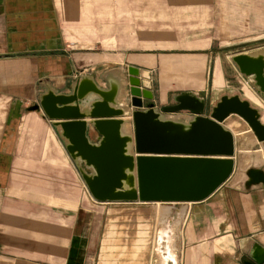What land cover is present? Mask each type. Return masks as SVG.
<instances>
[{
	"label": "crops",
	"instance_id": "crops-1",
	"mask_svg": "<svg viewBox=\"0 0 264 264\" xmlns=\"http://www.w3.org/2000/svg\"><path fill=\"white\" fill-rule=\"evenodd\" d=\"M204 2L193 7L202 10L192 13L197 17L214 8L215 17H221V23L215 18L216 31L227 33L220 34L222 39H229L237 26L240 31L250 29L248 19L238 25L230 17L244 19L255 10L261 16L264 9L250 0H243L250 7L242 8L230 7L229 0ZM129 3L0 0V264H85V249L90 248L85 221L94 225L93 203L98 202L88 192L52 123L42 112L29 111L44 92L41 83L49 82L65 94L68 83L89 75L105 88L102 76L106 72L137 68L159 110L172 106L182 93L203 100L206 116L208 108L223 96H239L260 105L234 65L210 52L213 41L220 38L212 33L186 40L201 23L188 22L191 27L167 33L155 30L156 39L172 53L122 50L118 42L125 40L127 29L121 26L132 23V13L125 12L122 18L117 11L129 8ZM179 9L171 7L172 23ZM105 25L108 33L101 32ZM260 28L264 29L262 22L251 30ZM175 115L192 116L188 112ZM257 159L263 161L259 165L264 163L262 155ZM237 169L236 142L234 173L212 196L199 203L166 204L159 210L160 228L169 219H178L173 251L177 233L185 264H264V175L254 172L253 181L237 179Z\"/></svg>",
	"mask_w": 264,
	"mask_h": 264
},
{
	"label": "water",
	"instance_id": "water-1",
	"mask_svg": "<svg viewBox=\"0 0 264 264\" xmlns=\"http://www.w3.org/2000/svg\"><path fill=\"white\" fill-rule=\"evenodd\" d=\"M230 62L264 101V48L232 55ZM102 80L105 88L79 76L65 94L43 82L29 108L52 123L98 203L205 201L235 170V136L224 126L230 116L242 118L264 142L259 112L239 96H223L206 116L204 101L192 93L159 110L137 68L111 70Z\"/></svg>",
	"mask_w": 264,
	"mask_h": 264
},
{
	"label": "rangeland",
	"instance_id": "rangeland-1",
	"mask_svg": "<svg viewBox=\"0 0 264 264\" xmlns=\"http://www.w3.org/2000/svg\"><path fill=\"white\" fill-rule=\"evenodd\" d=\"M103 1V0H102ZM174 1V2H173ZM130 0L129 8L125 10L118 9L117 16L122 17L124 13H132V23L128 26H121L122 29H127L124 41H119L118 44L128 52L135 53H172L169 47L161 45L157 40V31L167 33L169 30L176 28H189L190 23H201L200 26H192L195 35H189L188 40H195L196 38L218 37L212 43L210 52L213 55H220L225 62H230V57L236 53H244L257 49L264 48V29L251 30L252 26L256 27L260 22L264 24V9L261 16L255 10L254 13L249 14L244 19L230 17L238 25H242L248 19L250 29H241L239 26L234 33H229L227 38L222 39L220 34H224L221 29L216 31L215 18L221 23V17H215L216 10L213 8L198 15H193L194 6L205 5L208 0ZM168 2V3H167ZM252 5H264V0H250ZM164 3V4H163ZM214 5L216 2H213ZM229 6H243L249 4L243 0H229ZM175 5L180 7V15L175 23H172L174 17L169 16L172 13L171 7ZM164 7V8H163ZM170 8V9H168ZM141 13V10H147ZM192 9V10H190ZM178 12V10H177ZM209 13V15H208ZM211 14L213 15L211 17ZM208 16V17H202ZM190 18H193L190 19ZM141 20L148 21L146 24H138ZM177 21V22H176ZM207 24V27L205 26ZM214 26V33L212 28ZM98 27V26H97ZM106 29V30H105ZM258 29V28H257ZM93 30V29H92ZM209 30V31H208ZM101 32L108 33V25L101 28ZM141 32L146 33L145 37ZM211 33V34H210ZM227 34V33H225ZM123 37V36H122ZM146 40V43L144 42ZM124 38V37H123ZM234 38V39H231ZM142 39V40H141ZM123 40V39H122ZM210 42V41H206ZM113 42H111L112 46ZM148 44L149 46H147ZM239 74V73H238ZM240 76V74H239ZM240 80L245 83V80L240 76ZM247 84V83H246ZM70 83L67 84L69 89ZM248 86V84H247ZM249 87V86H248ZM250 88V87H249ZM251 89V88H250ZM252 90V89H251ZM255 96L259 99L260 105L250 102L253 109L260 114V121L264 125V101L252 90ZM243 100H245L242 97ZM211 107L208 108V114L211 112ZM185 115V114H182ZM224 126L232 131L236 137L237 142V161L238 169L237 179H250L253 181V173L264 175V163L259 165L262 160H256L258 155L264 157V142H258L257 138L251 131L248 124L239 116L229 117ZM256 162V163H255ZM257 164V165H256ZM95 211L94 225L88 219L85 225H88L87 235L89 236L86 246L89 244L90 248L85 249L84 258L85 264H157L158 255L156 252V237L159 231L158 212L166 206V204L157 203H93ZM178 207V206H176ZM175 254L177 264H185V259L182 257V250L179 249L177 233L174 238Z\"/></svg>",
	"mask_w": 264,
	"mask_h": 264
},
{
	"label": "bare ground",
	"instance_id": "bare-ground-1",
	"mask_svg": "<svg viewBox=\"0 0 264 264\" xmlns=\"http://www.w3.org/2000/svg\"><path fill=\"white\" fill-rule=\"evenodd\" d=\"M177 221V218L169 219L166 226L161 227L158 231L156 252L159 260L157 264H177L176 254L173 251L174 225Z\"/></svg>",
	"mask_w": 264,
	"mask_h": 264
}]
</instances>
